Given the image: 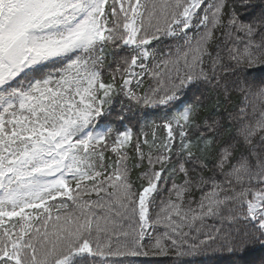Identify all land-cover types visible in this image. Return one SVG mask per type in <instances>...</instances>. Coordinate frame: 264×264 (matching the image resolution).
Instances as JSON below:
<instances>
[{
	"label": "snow or ice",
	"instance_id": "6c2138e0",
	"mask_svg": "<svg viewBox=\"0 0 264 264\" xmlns=\"http://www.w3.org/2000/svg\"><path fill=\"white\" fill-rule=\"evenodd\" d=\"M255 250L264 0H0V264Z\"/></svg>",
	"mask_w": 264,
	"mask_h": 264
},
{
	"label": "trees",
	"instance_id": "16d2710c",
	"mask_svg": "<svg viewBox=\"0 0 264 264\" xmlns=\"http://www.w3.org/2000/svg\"><path fill=\"white\" fill-rule=\"evenodd\" d=\"M116 107V105H114ZM117 111L119 110V105L116 107ZM180 177H176V183H181ZM168 187L171 188V181H169ZM264 258V251L255 250L245 255L239 256L240 264H254V262H259ZM236 257L231 256L227 253L222 255H217L211 258V264H234Z\"/></svg>",
	"mask_w": 264,
	"mask_h": 264
}]
</instances>
